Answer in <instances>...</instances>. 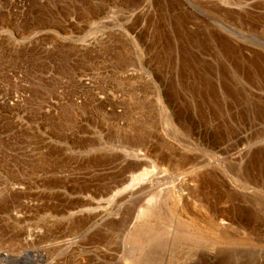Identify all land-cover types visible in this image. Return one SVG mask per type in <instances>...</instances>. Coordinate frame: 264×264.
<instances>
[{"label":"rangeland","instance_id":"obj_1","mask_svg":"<svg viewBox=\"0 0 264 264\" xmlns=\"http://www.w3.org/2000/svg\"><path fill=\"white\" fill-rule=\"evenodd\" d=\"M240 1L221 22L253 39L180 0H0V264H264V0ZM145 169L161 187L125 199Z\"/></svg>","mask_w":264,"mask_h":264},{"label":"bare ground","instance_id":"obj_2","mask_svg":"<svg viewBox=\"0 0 264 264\" xmlns=\"http://www.w3.org/2000/svg\"><path fill=\"white\" fill-rule=\"evenodd\" d=\"M189 1L190 0H180V4L184 5V9L188 10V12H192V13H189L190 15H188L186 13V15L188 17L187 16H183V17L179 16L176 19V21L178 23L179 22L190 23L191 21H194L195 23L192 22L194 24H200L201 23L203 25L205 23H208L209 26H211L210 24H214L215 27H218V29H220L219 30V31H221L220 34L221 35L223 34L222 36H224V37L231 38V39H234L236 41L237 40L238 41L239 40H245L246 38L247 39H253V36H252L253 34L250 35V34H247V33L245 34L244 32H239V31H237V29L235 30V27L233 28V26H232L233 24H231L230 26H227V25H225L224 23L221 22L222 20H224V22H225L226 18H230L232 21H237V22L238 21L242 22V20H244V18H247V15H245V17L242 16V15H244L246 13V11H245V6L242 5V2L240 0H206V2L204 4L206 9H204V10L199 9V6H201L200 3H198L200 5H197L195 3H190ZM248 11L249 10H247V12ZM258 14H260V13H258ZM261 16H263V15H261ZM241 17H243V19ZM254 19H256V18H254ZM257 20H255V22H260V24H261V21L259 20V18ZM262 21H264V20H262ZM234 24H236V23H234ZM248 24L249 23H247V25ZM247 25H245V26H247ZM249 31H250V29H249ZM217 33H218V31H217ZM221 35H219L220 38H222ZM209 36H210L209 38H211L212 35H209ZM232 75H234V74H232ZM160 100L161 99L158 100L159 106H161V104H162ZM171 124L172 123H170V125ZM141 140H143V139H141ZM123 151L124 150H122L120 152H123ZM244 151L245 150H243L242 152H240V151L238 152L237 151V153H235L236 154L235 157L232 158V159H234V161L231 159L233 161V163H236V164L240 163L241 158H242V153ZM123 153H125V152H123ZM127 156L128 157H132L135 161H139V164L142 165L141 167H143V166L145 167V166L151 165V166L159 168L160 166H162L160 157H159L160 161L156 160L158 158H155V156H153L152 157L153 159H152L150 154L148 153V151H146L144 149H140L139 148L137 151L133 150L131 153H127ZM232 157H233V155H232ZM230 158H231V156H230ZM182 160L183 159H176L175 162H173V163L176 164L175 165V171L177 173L182 172L183 169H184V168H181L182 166H184V164L182 165V163H183ZM188 160H189V158H188ZM186 162H185V165H186ZM172 166H173V164H172ZM207 176L208 175H206V179H207ZM178 177H177V184H172V185L168 186L169 189H168V192H167L166 196H167V200H173V198L175 199L176 197H174L173 189L177 187V191L180 193V197H179L178 200H176L174 202L173 208H174V210H178L180 213H182V212H184L186 210H189V207L187 206V202H189V201L187 200V198H189V196H190V198L193 197V194L197 193V190H199V188H200L199 187L200 186V184H199L200 180L198 179V177H200V176H196L194 174V175L186 176L187 179H184L185 176L183 178H180L181 176L179 178ZM162 180H163L162 177L158 178V177H156V175H152V176L149 175L148 172L145 169V170H143V172L141 174L136 175V176H131L129 178L130 184L128 183L129 184L128 186L122 188L121 193L124 196V198L127 199V200H130L133 197H137V196L143 197L146 194H148V193L152 192L153 190H155V188L157 189L158 188L157 186L161 185V181ZM210 180H212V177H211ZM204 181H205V179H204ZM204 181H202V182H204ZM163 183H165V182H163ZM208 188L209 187H207V189ZM253 190H254V188H253ZM121 193H119V195L117 194L118 198H119ZM203 197H204L205 201H207V204H208L209 196L206 197L205 195H203ZM124 198L120 197L119 199H124ZM145 212H148V209H145ZM102 216H104V215H102ZM179 219H180L182 227L178 230V233H183V232L186 231L185 227L189 228L190 226H192L194 228V230H195V234L194 235H199L200 234L199 231H201V229H200L199 226L195 225L196 223H193L195 221L191 220L192 223L190 224V223H187L185 220H182L181 218H179ZM222 228L223 227H221L218 224H213V225H210V226L204 228L202 231H203V234H205L207 237L210 236V235L216 236L217 238L215 240L213 239L214 242L231 240L232 238H230V236L225 234ZM233 241H236V240H233Z\"/></svg>","mask_w":264,"mask_h":264}]
</instances>
